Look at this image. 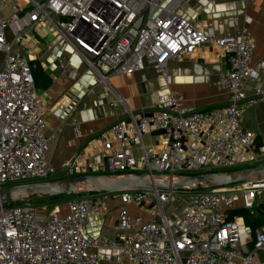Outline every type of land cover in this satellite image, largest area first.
I'll use <instances>...</instances> for the list:
<instances>
[{
  "label": "built area",
  "instance_id": "1",
  "mask_svg": "<svg viewBox=\"0 0 264 264\" xmlns=\"http://www.w3.org/2000/svg\"><path fill=\"white\" fill-rule=\"evenodd\" d=\"M185 0H0V189L14 183L53 179L47 152V120L27 55L29 41L61 35L108 87L113 75L153 67L169 77V62L215 45L229 67L215 86L226 105L206 110L185 104L175 91L160 96L150 114L127 111L103 131L99 145L107 173L185 175L244 168L258 161L256 134L243 125L264 92L248 96L249 77H259L256 41L244 27L217 36L177 12ZM252 1V0H251ZM264 73V60L261 64ZM159 133L158 148L145 134ZM136 149L139 151L136 152ZM83 154L66 165L81 175ZM179 198L177 200L176 198ZM117 204L116 238L90 240L83 231L90 215ZM182 201L176 218L166 215ZM261 202V203H260ZM260 203V204H259ZM56 205V204H55ZM264 206V180L195 191H121L74 195L66 212L38 201L0 204V264H101L116 252L121 264H264V228L256 231L238 208Z\"/></svg>",
  "mask_w": 264,
  "mask_h": 264
},
{
  "label": "crops",
  "instance_id": "2",
  "mask_svg": "<svg viewBox=\"0 0 264 264\" xmlns=\"http://www.w3.org/2000/svg\"><path fill=\"white\" fill-rule=\"evenodd\" d=\"M168 4L172 0H160ZM177 12L196 26L213 30L217 36H228L248 28L256 41L253 64L259 77H249L244 84L248 96L258 90L264 92V0H185ZM29 58L38 64V90L45 110L47 136L55 135L47 152L48 160L56 167L53 179L73 176L66 174V165L83 154L81 175L103 171L104 156L99 145L100 134L120 119L127 111L150 114L160 96L175 91L184 97L186 105L210 109L228 104L229 95L215 83L227 70L226 57L219 55L215 45H205L180 61L169 62V77L163 78L153 67L130 75H113L108 87L97 73L78 56L61 35H51L40 42L30 40ZM5 54L0 52V69ZM35 69V68H34ZM243 125L251 129L264 145V102L249 109ZM147 147L158 148L162 143L159 133L145 134ZM139 150L136 149V152ZM68 198L58 203L66 212ZM57 206V204L53 205ZM117 204L111 202L103 216L90 215L84 224V234L90 239L116 238ZM101 264H121L116 252H106Z\"/></svg>",
  "mask_w": 264,
  "mask_h": 264
},
{
  "label": "water",
  "instance_id": "3",
  "mask_svg": "<svg viewBox=\"0 0 264 264\" xmlns=\"http://www.w3.org/2000/svg\"><path fill=\"white\" fill-rule=\"evenodd\" d=\"M161 178H166L168 181L166 183L161 182L159 181ZM263 180L264 164L262 166L228 171H209L185 175L161 173H92L67 176L59 179L25 182L20 185H7L0 189V204L32 202L62 195H84L95 191H195L219 186L260 182ZM103 186H107L108 188H104Z\"/></svg>",
  "mask_w": 264,
  "mask_h": 264
},
{
  "label": "trees",
  "instance_id": "4",
  "mask_svg": "<svg viewBox=\"0 0 264 264\" xmlns=\"http://www.w3.org/2000/svg\"><path fill=\"white\" fill-rule=\"evenodd\" d=\"M37 71L42 73V71H40L38 64H36L35 69H33V77H34V72H37ZM34 80H35V85L37 87L38 86V79H36L34 77ZM256 144H257L258 149L263 146V143L260 140V138H256ZM89 194L92 195L93 193H89ZM65 196L71 198L74 195L73 196L62 195V196H54V197H49V198L50 199H58V198H62ZM48 199L38 201V202L47 203L46 201H48ZM58 203H61V202H58ZM58 203H56V204H58ZM233 214L240 215V216L244 217L246 224L252 228L253 236H255L257 230L264 228V206H256L253 209V211H249V210H246L243 208H238L234 211Z\"/></svg>",
  "mask_w": 264,
  "mask_h": 264
},
{
  "label": "rangeland",
  "instance_id": "5",
  "mask_svg": "<svg viewBox=\"0 0 264 264\" xmlns=\"http://www.w3.org/2000/svg\"><path fill=\"white\" fill-rule=\"evenodd\" d=\"M263 147H264V145H263ZM264 164V152L262 153L261 151H260V153H259V157H258V161L255 163H253V164H250V165H248V166H246V167H244V168H249V167H254V166H262ZM94 173H107V172H105V171H100V172H94ZM20 184H22V183H14V184H10V185H8V186H12V185H20ZM242 184V183H241ZM233 185H231V186H219V187H212V188H209V189H203V190H206V191H209V190H214V189H219V188H226V187H232ZM100 192H106V191H95V192H93V194H99ZM69 197H62V198H58V199H48V201H46L47 203H49V204H51V205H54V204H56V203H58V202H62V201H65V200H67ZM177 200H179V198L177 197L176 198ZM44 200H46V199H44ZM37 201H42V200H37ZM182 207H183V202L182 201H178V202H176V201H172L167 207H166V215L167 216H172V218H176L178 215H179V213H180V211H181V209H182Z\"/></svg>",
  "mask_w": 264,
  "mask_h": 264
},
{
  "label": "bare ground",
  "instance_id": "6",
  "mask_svg": "<svg viewBox=\"0 0 264 264\" xmlns=\"http://www.w3.org/2000/svg\"><path fill=\"white\" fill-rule=\"evenodd\" d=\"M159 181L166 183L168 180L166 178H163V179L161 178V179H159ZM103 187L108 188L107 186H103Z\"/></svg>",
  "mask_w": 264,
  "mask_h": 264
}]
</instances>
